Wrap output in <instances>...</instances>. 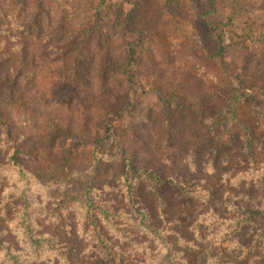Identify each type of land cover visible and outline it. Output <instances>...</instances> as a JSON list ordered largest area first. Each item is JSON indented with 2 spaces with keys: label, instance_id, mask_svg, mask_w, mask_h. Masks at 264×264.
Wrapping results in <instances>:
<instances>
[{
  "label": "trees",
  "instance_id": "trees-1",
  "mask_svg": "<svg viewBox=\"0 0 264 264\" xmlns=\"http://www.w3.org/2000/svg\"><path fill=\"white\" fill-rule=\"evenodd\" d=\"M142 2L0 0V264H264V0H207L206 52Z\"/></svg>",
  "mask_w": 264,
  "mask_h": 264
},
{
  "label": "rangeland",
  "instance_id": "rangeland-1",
  "mask_svg": "<svg viewBox=\"0 0 264 264\" xmlns=\"http://www.w3.org/2000/svg\"><path fill=\"white\" fill-rule=\"evenodd\" d=\"M139 0H127V6L132 7L135 3ZM155 2V4H154ZM207 3V0H185L183 3V11L176 13L169 12L166 7L164 6L165 0H143L142 7L140 9H136L134 12L135 14V20L131 24V27L133 29V37L132 38H138L139 31L140 30H146L147 29V19L149 15L152 13L151 8L154 5H159L161 9L163 10V19L160 22V28L162 33L168 38V40L171 43H177L180 41H187L190 43H193L196 47L200 49L201 52H206L207 45H206V36H207V28L203 26V23L200 18L201 11L205 8ZM140 4V3H139ZM230 14L229 9H224L220 11L215 16V19L224 20L227 18ZM264 18V17H263ZM231 66L237 67L239 64H242V61H239L238 59H234L231 62ZM238 68V67H237ZM171 94L162 90L157 91L154 93H144V95L141 98V101L139 100V105L136 106L132 111L125 110V116L129 118L130 120L133 119H139V118H146L148 116V111L146 106L147 105H160L163 106L165 109L169 107V96ZM178 100L181 101L182 98L179 96L173 97L172 100ZM174 102V101H173ZM246 107L243 108L240 112V115L245 111ZM253 117V115L251 116ZM263 125V121L261 123ZM107 153L112 156V160L109 158L108 161L104 164L103 168H111V166H114L115 163H117L116 156H113V154H116L113 152L114 150L112 147L108 145ZM100 171L101 175H111L114 173L113 170L108 171L106 169H103ZM106 176V177H107ZM68 187L67 184L60 183L54 188H52V191L57 190H64ZM199 202L191 201V200H181L176 203V208L179 215H183L186 212H188L191 207L195 208Z\"/></svg>",
  "mask_w": 264,
  "mask_h": 264
}]
</instances>
